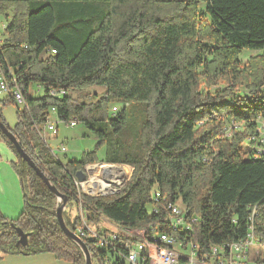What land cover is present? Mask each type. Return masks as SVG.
I'll return each instance as SVG.
<instances>
[{
  "label": "trees",
  "instance_id": "16d2710c",
  "mask_svg": "<svg viewBox=\"0 0 264 264\" xmlns=\"http://www.w3.org/2000/svg\"><path fill=\"white\" fill-rule=\"evenodd\" d=\"M6 11L0 72L12 73L10 86L23 87L27 106L7 127L37 168L69 206H77L74 179L85 165L132 168L118 193L81 195L91 228L160 223L173 203L196 218L188 238L203 252L245 240L251 227L264 245V154L255 147H264L257 122L264 118V0H0ZM243 50L261 53L243 62ZM33 84L41 96L29 92ZM95 86L103 92L92 100L71 95ZM50 89L64 94L49 96ZM6 99L0 106L13 102ZM112 103L123 106L113 113ZM52 106L95 138L80 159H57L42 142L35 127ZM0 122L7 125L1 107ZM0 141L16 156L24 202L13 220L0 211L1 255L51 253L85 264L58 225L56 197L1 130ZM155 189L165 195L157 215L147 210ZM78 222L66 226L74 231ZM16 228L28 235L26 245L17 244ZM84 243L101 264L102 253ZM258 257L264 264V251Z\"/></svg>",
  "mask_w": 264,
  "mask_h": 264
},
{
  "label": "built area",
  "instance_id": "2783aa9c",
  "mask_svg": "<svg viewBox=\"0 0 264 264\" xmlns=\"http://www.w3.org/2000/svg\"><path fill=\"white\" fill-rule=\"evenodd\" d=\"M1 42V41H0ZM51 52H55L51 50ZM12 73L0 72V93L9 95L19 109L27 108L24 98V89L15 83ZM37 91L42 86L36 85ZM64 90L55 91L50 89L49 96L61 97ZM111 111L116 113V108ZM48 113L54 115L57 121L49 118L42 127H35L47 145V133L57 134V122H63L66 126L74 127L78 124L76 118L64 121L57 118L55 107H50ZM259 142L264 143V118H258ZM257 119V120H258ZM253 140V138H251ZM260 154H264L263 146H255ZM50 153L58 159L57 153L66 152V146L60 143L56 149H50ZM98 164V163H96ZM87 164L83 170L86 174L84 181L74 179L77 191V207L79 210V222L73 233L83 242L88 241L90 246L102 253L101 264H248V253L252 246L257 243L250 228L245 240L232 242L225 245H211L208 251L203 252L196 243L188 238L192 232V226L196 218H187L184 209L173 203H166V215L160 223L149 224L143 228H120L110 226L106 229L95 230L87 224L86 212L81 204V195L98 192V186L102 195H113L120 191L127 171L126 166L116 164ZM99 165H103L98 167ZM97 169V170H96ZM88 173L90 176H88ZM103 189L108 194H104ZM92 196V195H90ZM151 198L153 204L148 213L157 215L155 204L164 202L165 195L155 189ZM66 207L63 209V211ZM254 215V212H253ZM91 256V255H90Z\"/></svg>",
  "mask_w": 264,
  "mask_h": 264
},
{
  "label": "rangeland",
  "instance_id": "374dc122",
  "mask_svg": "<svg viewBox=\"0 0 264 264\" xmlns=\"http://www.w3.org/2000/svg\"><path fill=\"white\" fill-rule=\"evenodd\" d=\"M5 14L10 15L11 11H6L4 13H0V35L2 34V30L4 28V25L6 23ZM11 16V15H10ZM9 17V16H8ZM2 38H0V41ZM260 51H249V50H243L239 56L241 61L245 62L247 59L253 60L257 58V55L260 54ZM37 84H33L29 87V92H35L34 96H41L43 94V91H37L36 89ZM35 88V91L33 89ZM214 89V88H212ZM211 89V90H212ZM242 89V88H241ZM103 92V88L100 87H90L82 92L74 91L71 93L72 97L76 99L77 101H81L82 96H85V99L87 101L92 100L94 96L98 95L100 96ZM241 97L240 95H238ZM7 95L0 93V103L6 99ZM237 97V98H239ZM113 106H117L118 110L121 109L122 104H110V111ZM1 110H2V116L5 120V123L9 127H14L16 123V108H20L16 104H14L11 101H7L1 104ZM50 119L57 121L56 117L52 115L51 113ZM260 121L259 119L257 120ZM264 122V121H263ZM260 123V122H259ZM261 125V123H260ZM57 134L56 136L52 133H47V144L50 149H56L60 143H63L66 146V152L63 154L57 153L58 158L60 157V160L66 161V160H78L81 158V155L86 150H92L94 148V145L96 143L95 138L92 134H89L85 127L78 123L74 127L66 126L63 122H57ZM84 133H87L84 135ZM41 138V136H40ZM42 142L44 143L43 139L41 138ZM4 145V144H2ZM5 149L8 153L7 155H3V163L0 165V211L2 215L7 217L10 220H13L17 218V216L22 211L24 202H23V191L22 187L20 185L19 176L13 167L12 162L17 161L15 154L8 148V146L4 145ZM47 146V145H46ZM3 153L6 154V151L4 148H2ZM97 156L99 159H102L104 156V147H100L97 150ZM98 164H104L103 162H99ZM96 164V165H98ZM95 165V164H93ZM103 166L99 165L98 167ZM126 166V165H125ZM97 170V169H96ZM126 177L124 180L123 185L128 180V178L131 175L132 168L129 166H126ZM88 176L90 174L88 173ZM5 185V189L3 186ZM122 185V187H123ZM121 187V188H122ZM104 194H108L105 192V189H103ZM102 190L100 192L99 186H98V192L96 193H88L87 195H102ZM179 205V204H178ZM5 208V209H3ZM150 209V205H147V210ZM255 214V213H254ZM64 222H66L71 225L73 222V219L79 215L78 207L71 203L70 206L66 207V209L62 213ZM111 225L107 223V228H109ZM263 249V250H262ZM264 251V245H260L259 242H257L254 246H252L249 250L248 254V264H256L255 260L261 259L258 257V255ZM91 255V254H90ZM91 263L92 264H99L97 258H95L93 255L91 256Z\"/></svg>",
  "mask_w": 264,
  "mask_h": 264
},
{
  "label": "water",
  "instance_id": "95a60500",
  "mask_svg": "<svg viewBox=\"0 0 264 264\" xmlns=\"http://www.w3.org/2000/svg\"><path fill=\"white\" fill-rule=\"evenodd\" d=\"M0 130L1 132L5 135V137L9 140V142L14 146V148L16 149L18 156L23 159L24 161H26V163L36 172V174L44 181V183L47 185V187L50 189V191L53 193V195L56 197L57 199V205L55 208V215H56V219L58 222L59 227L61 228V230L63 231V233L69 238L71 239L74 243H76L81 252L82 255L84 257V262L85 264H92L91 263V256H90V252L87 248V246L85 245V243L80 240L74 233L73 231H71L65 224L64 219H63V209L65 207H68V201L65 195L61 194L55 186L51 185L47 176L45 174H43L35 165V163L33 162V160L30 158V156L23 150V148L21 147V145L19 144V142L17 141V139L15 138V136L12 134V132L10 131V129L7 127V125L3 124L2 122H0ZM76 178L79 181H84L86 179V174L84 171L79 170L76 173ZM16 233L19 236V239L17 241V244L19 245H26L27 243V234H25L22 230H20L19 228H16Z\"/></svg>",
  "mask_w": 264,
  "mask_h": 264
},
{
  "label": "crops",
  "instance_id": "0c3cea01",
  "mask_svg": "<svg viewBox=\"0 0 264 264\" xmlns=\"http://www.w3.org/2000/svg\"><path fill=\"white\" fill-rule=\"evenodd\" d=\"M12 100V99H11ZM56 136V135H55ZM5 143L0 141V165L3 163V155H7L8 153L5 149ZM7 146V145H6ZM2 148L6 151V154L3 153ZM5 189V185L3 186ZM1 190V187H0ZM1 199V198H0ZM57 202V199H56ZM5 209V208H3ZM111 225V224H110ZM113 225H111L112 227ZM0 264H69L63 260H58L51 253H40L34 255H25V254H4L0 253Z\"/></svg>",
  "mask_w": 264,
  "mask_h": 264
}]
</instances>
